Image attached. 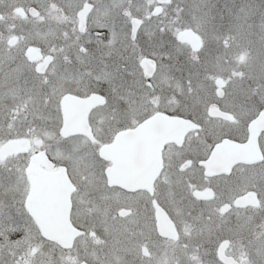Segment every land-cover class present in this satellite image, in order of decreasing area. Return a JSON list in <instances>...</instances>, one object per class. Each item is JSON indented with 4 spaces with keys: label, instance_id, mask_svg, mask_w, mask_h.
<instances>
[{
    "label": "snow or ice",
    "instance_id": "1",
    "mask_svg": "<svg viewBox=\"0 0 264 264\" xmlns=\"http://www.w3.org/2000/svg\"><path fill=\"white\" fill-rule=\"evenodd\" d=\"M222 8L0 0V264H264V0Z\"/></svg>",
    "mask_w": 264,
    "mask_h": 264
},
{
    "label": "water",
    "instance_id": "2",
    "mask_svg": "<svg viewBox=\"0 0 264 264\" xmlns=\"http://www.w3.org/2000/svg\"><path fill=\"white\" fill-rule=\"evenodd\" d=\"M248 154L246 153H234L230 148L225 149L224 154L217 158L211 165L214 169L219 170L224 167L226 162H230L233 159L245 158Z\"/></svg>",
    "mask_w": 264,
    "mask_h": 264
},
{
    "label": "flooded vegetation",
    "instance_id": "3",
    "mask_svg": "<svg viewBox=\"0 0 264 264\" xmlns=\"http://www.w3.org/2000/svg\"><path fill=\"white\" fill-rule=\"evenodd\" d=\"M213 2L216 3V5H217V11H223L222 6L225 3V0H213ZM255 2L259 3V2H261V0H255ZM19 14L20 13H18V15ZM10 238L14 239L16 237H10ZM218 258L222 259V257H218ZM207 259H211V257H207Z\"/></svg>",
    "mask_w": 264,
    "mask_h": 264
}]
</instances>
